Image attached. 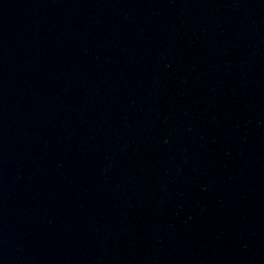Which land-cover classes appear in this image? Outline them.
<instances>
[{"label":"water","instance_id":"obj_1","mask_svg":"<svg viewBox=\"0 0 264 264\" xmlns=\"http://www.w3.org/2000/svg\"><path fill=\"white\" fill-rule=\"evenodd\" d=\"M0 264H264V0H0Z\"/></svg>","mask_w":264,"mask_h":264}]
</instances>
